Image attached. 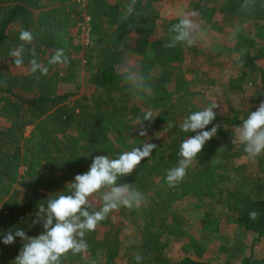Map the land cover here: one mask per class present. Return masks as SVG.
Returning <instances> with one entry per match:
<instances>
[{"label":"trees","instance_id":"trees-1","mask_svg":"<svg viewBox=\"0 0 264 264\" xmlns=\"http://www.w3.org/2000/svg\"><path fill=\"white\" fill-rule=\"evenodd\" d=\"M160 1L137 0L133 14L123 19L130 0H86L91 31L84 46L72 31L82 18L79 0H0V264H14L23 244L17 237L5 245L3 235L17 228L29 236L41 234L42 225L33 224L38 205L46 206L48 199L65 192L95 155L115 158L147 142L157 147L133 173L117 181L141 191L146 203L110 213L94 232L86 233L88 253H69L62 264H137V254L144 258L141 264H218L185 228L176 206L186 197L199 199L205 209L220 207L239 230L252 232L253 250L264 242V153L255 163H237L247 154L243 145L233 143L235 128L264 102V0L243 11L244 0H190L206 29L234 27L231 50L239 56L233 59L235 73L226 88L249 106L245 112L235 104L229 105L228 114L216 110V119L205 130L219 125L217 135L176 187L168 186L167 170L178 164L181 142L195 134L182 132L179 125L200 110L190 101L199 93L200 81L217 85L216 76L200 63L216 55L199 43L165 48L172 25L182 17H163ZM23 30L33 34L31 43L19 39ZM131 34L136 40L124 49ZM22 43L29 72L16 73L9 53ZM59 48L66 50L68 62L49 64ZM33 50L48 68L47 75L30 71ZM224 64L222 60L219 67ZM127 66L146 78L149 94L135 95L129 89L122 76ZM82 72L88 73L84 84L79 81ZM149 111L153 120L144 125L153 137L157 129L164 130L163 140L137 133ZM252 211L259 213L256 219L250 218ZM180 239L189 247L175 259L169 247ZM245 264H264V256L253 251Z\"/></svg>","mask_w":264,"mask_h":264},{"label":"clouds","instance_id":"clouds-1","mask_svg":"<svg viewBox=\"0 0 264 264\" xmlns=\"http://www.w3.org/2000/svg\"><path fill=\"white\" fill-rule=\"evenodd\" d=\"M137 0H130L125 5L123 19H127L134 12ZM256 0H244L241 10H249L255 6ZM197 13L192 12L180 18L178 23L172 25L170 31L173 33L165 48H175L177 44H186L191 47L203 36L204 31L200 24L194 19ZM19 39L31 43L33 34L28 30L20 33ZM24 44L12 49L9 53L14 57L17 67L23 65ZM64 48H59L48 61L51 65L66 64L68 57ZM30 71L48 74V68L37 61L36 53H31ZM123 80L135 95L149 94L150 85L146 78L131 66L124 68ZM220 106L211 103L200 110L190 112L179 125L180 130L185 133H195L184 139L179 147L178 164L169 168L166 173V181L169 187H176L184 180L187 169L201 153L205 144L217 135L219 125L205 130L216 119ZM153 120L152 113L146 112L137 130L138 135H147L145 121ZM234 144L243 145V151L249 158L255 159L264 153V102H261L257 110L251 111L242 124L234 130ZM157 147L154 143H145L131 151H125L117 157L108 155H95L88 170L77 174L73 181L69 182L65 192H59L54 198L47 200V204H39L37 219L33 224L42 225L43 232L36 236H29L23 229L17 228L15 232L8 230L3 235V243L11 245L19 237L23 242L22 248L13 261L14 264H62V260L69 253L73 256L87 254L88 243L85 239L86 233L94 232L98 225L108 218L109 214L126 207L128 209L139 208L146 203L144 194L133 185L124 183L117 184L120 177L127 176L148 158ZM222 148L219 149V151ZM99 198V207L97 199ZM258 212L249 213L251 219H256ZM143 256L137 254L135 260L141 264ZM92 264H95L93 261Z\"/></svg>","mask_w":264,"mask_h":264},{"label":"rangeland","instance_id":"rangeland-1","mask_svg":"<svg viewBox=\"0 0 264 264\" xmlns=\"http://www.w3.org/2000/svg\"><path fill=\"white\" fill-rule=\"evenodd\" d=\"M189 2L190 5H187ZM161 15L173 16L174 14L180 12H185L192 10L197 13V10L193 6V2L190 0H161ZM187 5V8L186 6ZM86 5L81 6L80 18L77 24L73 27V34L76 35L77 40L83 44V33L80 28L81 26H86ZM218 17L222 18L223 15ZM224 18V17H223ZM197 22L201 21L199 15L194 18ZM225 24H227L225 22ZM252 23H246V29H250ZM204 31V36L197 41L200 45L206 46L213 54L216 55V59L211 62H205L200 59V63L207 71H212V75L217 78V85L210 86L211 84L207 82V79H202L197 87L199 93L195 96L190 97L192 104L199 109L207 107L211 103L219 104L218 109L220 112L229 113V105L235 104L240 111L245 112L246 108L249 106L248 102L236 101L231 92L226 88V81L233 75L232 63L233 59L238 57L239 54L234 53L231 47L236 39V34L234 32V27L227 24L224 30H210L202 27ZM136 34L134 37L130 36L124 41V49H128L131 44L135 42ZM84 45V44H83ZM86 46V45H84ZM226 57V58H225ZM225 60L223 67H219L221 61ZM131 63L136 64L135 61ZM190 66V62L187 63ZM62 67V66H61ZM12 69L16 73H27L29 68L24 65L17 67L15 64L12 65ZM88 73L82 72L79 77L80 84H84ZM258 81V80H256ZM259 83V81H258ZM83 86V85H82ZM70 87H74L71 85ZM243 109V110H242ZM231 112V111H230ZM147 137L149 140L154 139L155 136L163 140L166 132L164 130L157 129L155 131V136H150L147 131ZM149 143V142H147ZM263 154V153H262ZM251 162L255 163V159L249 158L244 155L237 159V163ZM196 164V159L190 165L193 167ZM24 170V166H21L20 171ZM97 200L98 197H96ZM176 209L183 215L185 220V228L190 234H194L199 238L205 247L206 256L209 259L214 260L218 264H245L246 258L254 251L258 256H264V242L260 245H256L254 250L252 248L251 242L253 240V233L246 230H239L233 220H228L225 216L220 213V207H212L205 209L202 206V202L199 199L186 197L177 203ZM188 243L185 239L173 240L169 251L175 259H179L186 255L185 249L188 248Z\"/></svg>","mask_w":264,"mask_h":264},{"label":"built area","instance_id":"built-area-1","mask_svg":"<svg viewBox=\"0 0 264 264\" xmlns=\"http://www.w3.org/2000/svg\"><path fill=\"white\" fill-rule=\"evenodd\" d=\"M80 2H82L84 5H86L85 1L86 0H79ZM83 6V5H82ZM86 19H87V23H86V26H81L80 25V28L82 30V33H83V44L84 45H88L89 42H90V31H91V25H90V16L87 14L86 15ZM28 132L30 131V128H28L27 130Z\"/></svg>","mask_w":264,"mask_h":264},{"label":"crops","instance_id":"crops-1","mask_svg":"<svg viewBox=\"0 0 264 264\" xmlns=\"http://www.w3.org/2000/svg\"><path fill=\"white\" fill-rule=\"evenodd\" d=\"M190 3H191V2H189L187 5H190ZM187 5H185L186 8H187ZM192 12H193L192 10L188 11V9H186L185 12H182V13L178 12V13L174 14L173 16H165V18L183 17L184 15L189 14V13H192ZM197 12H198V11H197ZM197 15H199V14H197ZM198 23L200 24V26H202V22H201L200 20H199ZM202 27H203V26H202ZM130 36L134 37V34H131ZM135 40H136V39H135Z\"/></svg>","mask_w":264,"mask_h":264}]
</instances>
